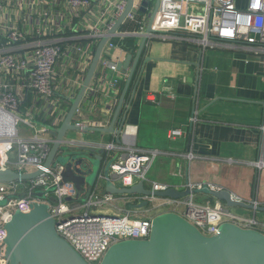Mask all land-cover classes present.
I'll list each match as a JSON object with an SVG mask.
<instances>
[{
  "label": "crops",
  "instance_id": "0c3cea01",
  "mask_svg": "<svg viewBox=\"0 0 264 264\" xmlns=\"http://www.w3.org/2000/svg\"><path fill=\"white\" fill-rule=\"evenodd\" d=\"M237 4L244 6L246 0H238ZM102 9V0H93L90 5L74 10L68 7L66 0L35 3L34 23L39 17V24L48 31L46 36L63 47V55L56 65L54 78V97L58 103L48 106L41 96L24 92L19 109L23 116L31 118L34 129L59 126L62 122L70 98L77 93L89 66L88 56L99 41L92 34V26L97 24L99 30L105 32L111 18L110 13L101 17ZM15 10L14 1L5 2L1 11L5 14L4 20L15 19ZM39 10L42 14L38 16ZM142 14L137 17L141 18ZM25 23L28 28L29 23ZM121 25L118 31L127 30L121 29ZM131 37L136 45L133 50L116 43L110 51L117 62L128 52L133 53V61L142 37ZM87 44L89 46L85 47ZM79 47L81 49H77ZM125 79L126 74L114 91L104 81L97 64L73 122H84L85 127H109L117 110L115 129L125 117L124 127L135 128L130 134L135 147L159 150L154 160V181L179 190L209 184L229 190L238 199L264 205V54L253 55L223 45L201 51L193 43L152 39L143 46L135 77L118 109ZM167 88L173 97L169 96ZM147 94L156 100L147 99ZM174 127L184 133L169 139L167 131ZM33 128L27 125L18 128L19 134L29 136ZM77 130V136L70 134ZM46 133L53 140L48 128ZM65 136L103 149L106 162L117 160L125 152L122 133L119 141L115 132L80 128L68 130ZM110 144L112 147L107 149ZM188 153L192 154L191 158L187 157ZM108 174L119 186L137 182L135 177L117 178L109 171ZM96 186L105 191L100 185ZM192 196L202 203L216 199L204 191L194 192ZM128 200L121 196L116 203L141 215L143 207L132 208L133 202ZM180 207L178 209L182 210L183 206ZM230 210L264 221V211L244 206L230 207Z\"/></svg>",
  "mask_w": 264,
  "mask_h": 264
},
{
  "label": "built area",
  "instance_id": "2783aa9c",
  "mask_svg": "<svg viewBox=\"0 0 264 264\" xmlns=\"http://www.w3.org/2000/svg\"><path fill=\"white\" fill-rule=\"evenodd\" d=\"M11 1L15 2V19L7 22L1 11L5 2ZM43 1L45 0H0V170L11 169L22 173L41 169L33 178L0 181V264L10 263L5 244L6 224L15 211L29 212L35 202L47 205L50 215L55 218L57 233L89 264H99L107 249L115 242L147 239L153 216L163 211L180 213L205 235L216 233L219 225L225 221L264 233V221L256 216L234 213L218 199L212 203L197 202L192 194L185 199L146 197L139 194L128 196L100 191V188L95 187L84 201L64 200L65 197H74L76 189L71 181L62 180V165H44L52 143V138L46 133L47 127L34 129L31 118L23 116L19 109L26 91L41 96L45 105L58 103L54 97V78L56 65L63 55V47L46 36L48 31L39 24V17L36 19L37 23H34V5ZM66 1L68 7L74 10L90 5L93 0ZM141 1L134 0L125 20L137 18ZM102 2L101 17L110 13L111 18L106 23L105 32H101L97 24L92 26V34L97 41L107 34L126 6V0ZM151 10L152 6L145 8L138 29L116 31L103 46L98 65L104 81L114 91L125 78V74L117 68V61L110 54L116 46L115 38L144 36V45L152 39L175 40L196 44L201 51L223 45L253 55L264 54V0H246L244 6H239L237 0H158L151 30L147 32ZM37 14H42V10ZM25 22L29 23L28 28L25 27ZM88 46L87 44L85 47ZM92 56L93 52H90L89 62ZM167 90L169 96L173 97L169 88ZM147 99L156 100L150 94H147ZM78 106L75 113L79 112ZM20 121L33 128L31 135L19 134L17 124ZM9 122H12V128L7 131L5 129L11 125L8 126ZM75 124L80 129L85 127L84 122L76 121ZM132 129H135L134 126L123 127L121 133L125 152L120 158L110 162L109 172L117 178L135 177L137 181L143 179L151 189H165L168 185L146 178L159 150L135 147L134 139L130 136ZM183 133L181 128L174 127L168 129L167 137L174 139ZM106 147L108 149L112 145ZM187 157L191 158L192 154L188 153ZM201 186L202 184H198L195 187ZM38 190L43 191V196L34 195ZM50 196L57 200L52 202L49 200ZM121 196L132 202L147 198L152 209L148 208L145 216H139L130 208L117 205L116 201ZM181 205L182 210L178 209Z\"/></svg>",
  "mask_w": 264,
  "mask_h": 264
},
{
  "label": "water",
  "instance_id": "95a60500",
  "mask_svg": "<svg viewBox=\"0 0 264 264\" xmlns=\"http://www.w3.org/2000/svg\"><path fill=\"white\" fill-rule=\"evenodd\" d=\"M133 2L134 0H126L122 13L115 19L107 34L98 41L83 81L77 93L70 99L62 122L59 126L47 125L54 138L44 165L49 166L53 163L62 165V180L71 181L76 189L74 197H65L64 200L84 201L97 187L96 185H100L105 191L114 194L128 196L139 194L158 198H179L204 191L228 207L244 206L264 211V205L246 202L236 198L225 188H211L208 184L195 188L186 187L181 190L174 186H167L165 189H151L147 187L143 179H139L129 186H119L107 172V164L109 166L110 162H106V157L102 155L103 149L65 138L68 130L79 129V126L73 122L75 110L92 79L104 44L111 34L118 31ZM148 5L152 6V10L146 26L147 32L151 30V21L156 12L158 0H154L153 5L150 0H142L140 10L145 11ZM145 40L142 36L132 62L133 53L131 52H128L123 60L117 62V68L126 74L118 109L137 71L139 56ZM196 66H199V62ZM134 92L135 87L132 95ZM116 116L117 110L109 127L87 126L83 129L115 132L116 140L119 141L125 117L115 129ZM40 171L41 169L19 173L11 169L0 170V181L29 179L35 177ZM34 195L43 196V191H35ZM49 200L55 202L57 199L50 196ZM149 204L147 198H141L139 202H133L130 206L141 208ZM6 232L5 244L9 264H89L67 240L57 233L55 218L50 215L45 203L35 202L29 212L15 211L6 224ZM99 264H264V233L225 221L219 225L216 233L205 235L180 213L163 211L153 216L150 235L147 239H126L113 243Z\"/></svg>",
  "mask_w": 264,
  "mask_h": 264
},
{
  "label": "trees",
  "instance_id": "16d2710c",
  "mask_svg": "<svg viewBox=\"0 0 264 264\" xmlns=\"http://www.w3.org/2000/svg\"><path fill=\"white\" fill-rule=\"evenodd\" d=\"M143 13V11L139 10L138 11V14L141 15ZM138 15V16H139ZM143 15V14H142ZM140 17H137L134 22H131L130 20H126L122 25H121V29H136L138 27V24H139V19ZM115 43L119 44L122 48L124 49H127V50H133L135 48V43H134V37H131V36H125L124 38L122 39H118V38H115ZM135 77V75H134ZM133 77V78H134Z\"/></svg>",
  "mask_w": 264,
  "mask_h": 264
},
{
  "label": "rangeland",
  "instance_id": "374dc122",
  "mask_svg": "<svg viewBox=\"0 0 264 264\" xmlns=\"http://www.w3.org/2000/svg\"><path fill=\"white\" fill-rule=\"evenodd\" d=\"M151 1V5H153L154 4V0H150ZM240 1V0H239ZM242 1V0H241ZM237 2H238V0H237ZM22 116V115H21ZM5 124V126L4 127H6V123H4ZM17 126H18V128L19 129H21V128H25V124L24 123H22L21 121L17 124ZM74 133H70L71 135H75V136H77L78 135V133H79V131L77 130V131H73ZM86 137H90L89 135H86ZM157 157V156H156ZM155 157V158H156ZM155 160V159H154ZM153 160V163H152V165H151V167L149 168V170L147 171V173H146V178H148V179H151V180H153L155 177H156V174H155V161ZM109 171V166H108V164H107V172ZM151 206H152V204H151ZM151 206L149 205L148 207H143V208H141V209H143V211H141L140 212V214L141 215H139V216H145L147 213H148V211H147V209L148 208H150V209H152L151 208ZM179 208H181V207H179ZM151 213H153V212H151ZM150 213V214H151ZM145 214V215H144Z\"/></svg>",
  "mask_w": 264,
  "mask_h": 264
},
{
  "label": "bare ground",
  "instance_id": "6f19581e",
  "mask_svg": "<svg viewBox=\"0 0 264 264\" xmlns=\"http://www.w3.org/2000/svg\"><path fill=\"white\" fill-rule=\"evenodd\" d=\"M11 118H12V117H11ZM7 124H8V126H9V124H11V125H10V128L5 129V130L8 131V130H10V129L12 128V122H11V123L9 122V123H7Z\"/></svg>",
  "mask_w": 264,
  "mask_h": 264
}]
</instances>
